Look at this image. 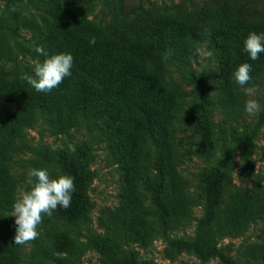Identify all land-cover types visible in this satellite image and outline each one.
Instances as JSON below:
<instances>
[{"label":"trees","instance_id":"obj_1","mask_svg":"<svg viewBox=\"0 0 264 264\" xmlns=\"http://www.w3.org/2000/svg\"><path fill=\"white\" fill-rule=\"evenodd\" d=\"M40 13V19L25 17L22 27L42 47L36 50V63L24 71L7 68L17 51L0 36V100L15 104V110L0 124V264H25L23 246L14 243L16 225L10 212L16 200L17 181L3 164L24 147V131L40 117L49 123L53 135H67L82 119L96 121L102 138H107L121 167L122 187L116 207L100 213L104 230L98 250L110 262L137 264L134 258L116 259L122 248L151 243L163 228L179 229L192 218L195 205L188 193V181L180 174L191 155L185 149V132L194 120L185 109V91L166 80L171 62L187 63L200 42H208L219 59L214 75L216 98L211 107L222 108L228 119L236 120L244 111L245 95L235 83L233 72L242 63L251 65V84L264 83V53L255 61L244 51V41L252 32L264 33V3L259 0H204L194 9L178 4L171 9L112 3V19L102 25L88 20L80 3L91 0H13ZM81 1V2H80ZM89 8V7H88ZM8 24L0 10V31ZM95 37L96 43L89 41ZM70 53L71 76L51 92H37L22 77L34 75V68L47 58ZM211 111L196 126L202 131L205 149L215 125ZM184 134V135H183ZM253 138L240 142L241 159L249 164ZM186 150V151H185ZM264 161V146L261 152ZM156 169V170H154ZM154 171L163 172L166 182L156 187ZM74 177L75 191L68 209L54 212L74 221L89 207L85 175L74 166L67 169ZM222 172L207 181L205 217L198 222L192 242H177L185 250L207 260L219 256L221 264H234L217 249V238H238L254 224L264 221L262 188L237 190L224 197ZM67 236L58 238L59 251L70 250ZM39 253V252H38ZM40 256L56 264H66L53 250ZM249 264H264V230L259 242L247 246Z\"/></svg>","mask_w":264,"mask_h":264},{"label":"rangeland","instance_id":"obj_2","mask_svg":"<svg viewBox=\"0 0 264 264\" xmlns=\"http://www.w3.org/2000/svg\"><path fill=\"white\" fill-rule=\"evenodd\" d=\"M116 1L119 0H91L92 5L88 6L80 1V6L88 20L106 25L112 19V3ZM124 1L127 4L142 5L144 8L171 9L178 4H184L187 9H194L202 5L204 0ZM259 1L264 3V0ZM0 10L8 17V24L0 31V36L18 53L15 63H2L7 68L15 67L24 71L36 63V43L33 36L22 27V19H40V13L29 6L16 4L13 0H0ZM201 44L212 51L211 58L194 54L185 64L171 62L165 76L167 81L176 82L185 91V109L194 120L185 132L184 140L185 149L192 152L180 169V175L188 181L187 191L195 201L191 211L193 220L179 229L162 227L151 243L145 246L132 243L122 248L116 259L132 257L137 264H221L222 261L217 255L202 260L177 244L180 241L192 242L196 237L198 222L205 217L207 181L217 171L224 173L225 198L237 190L262 188L264 191V161L261 158L264 146V83L247 85L256 89L252 98L261 105L258 114L250 116L244 110L236 120L228 119L222 108L217 105L211 107V102H217L213 100L216 98L214 75L219 59L208 42L202 41L198 47ZM248 98L245 95V101ZM14 110V103L0 100V124ZM209 111L215 127L211 133L210 144L205 149L201 138L202 131L196 126V121L202 123L201 117ZM245 136L253 138L248 165L241 159L239 151L240 142ZM101 138L96 121L91 119H82L79 126L67 135H53L49 131L47 119L40 117L33 127L24 131L21 140L24 149L3 162L17 181L16 198L21 190L30 189L28 173L32 168L47 169L50 176L56 178L59 175H68V167L74 166L86 177L89 207L74 221H67L55 212L51 217L45 215L38 227L39 237L23 246L22 257L25 264H56L40 256L39 253L45 248L53 250L55 256L62 258L66 264H116L98 250V246L103 243L104 234L99 217L103 209L116 207L119 203L121 167L119 169V164L115 162L111 142L107 138ZM153 173L157 177L154 182L156 187L150 197L156 195L166 182L163 172ZM10 217L15 223V217ZM263 230L264 221H260L241 237L217 238V249L234 264H249L247 246L259 242ZM63 235L72 243L70 250L59 251L56 248L58 238Z\"/></svg>","mask_w":264,"mask_h":264},{"label":"clouds","instance_id":"obj_3","mask_svg":"<svg viewBox=\"0 0 264 264\" xmlns=\"http://www.w3.org/2000/svg\"><path fill=\"white\" fill-rule=\"evenodd\" d=\"M96 43L95 37L89 41ZM36 51L47 56L42 47ZM244 51L251 60L255 61L261 53H264V33L252 32L244 41ZM195 54L204 58H211L212 51L207 50L206 45L201 44L195 49ZM74 58L70 53H60L47 58L42 64L34 68V75H25L22 78L37 92L47 93L59 87L66 77L71 76ZM251 65L240 64L233 72L235 83L249 97L245 101L244 110L254 116L260 111L261 105L258 100L252 98L255 95V87H248L251 81ZM29 190H21L13 204L10 216L15 217L14 243L24 246L39 237L38 227L43 222V217H51L58 208L68 209L71 206L72 194L75 191L74 177L59 175L52 178L47 169L32 168L29 170Z\"/></svg>","mask_w":264,"mask_h":264}]
</instances>
